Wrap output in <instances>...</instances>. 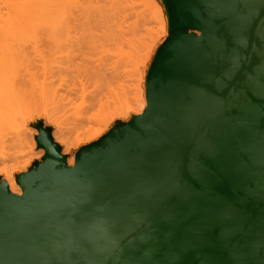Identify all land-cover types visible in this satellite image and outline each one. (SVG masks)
I'll return each mask as SVG.
<instances>
[{
    "label": "water",
    "instance_id": "water-1",
    "mask_svg": "<svg viewBox=\"0 0 264 264\" xmlns=\"http://www.w3.org/2000/svg\"><path fill=\"white\" fill-rule=\"evenodd\" d=\"M165 1L145 112L72 167L39 125L22 195L0 181V264H264V96L247 88L264 0Z\"/></svg>",
    "mask_w": 264,
    "mask_h": 264
},
{
    "label": "rangeland",
    "instance_id": "rangeland-1",
    "mask_svg": "<svg viewBox=\"0 0 264 264\" xmlns=\"http://www.w3.org/2000/svg\"><path fill=\"white\" fill-rule=\"evenodd\" d=\"M0 1H2V0H0ZM5 1H7V0H5ZM29 1H31V0H29ZM29 1H26V0L22 1L21 0L20 3L18 2L19 4L22 3L21 7H19L20 5L19 6L17 4L16 5L18 6V8H22V6H24L23 9L28 10V8H30V7H28V5H26V4H24V2L31 4V2H29ZM40 1H42L43 3L45 2L44 5H46V7H44V9L48 10L49 12L48 11H46V12H48L50 14V16H52V17L48 16L49 15L48 13L45 14L44 13L45 11L40 12V10L38 13H41V14L39 15L37 13V15H39L40 17L42 16L44 19H46L45 22L49 21L48 22L49 24L46 23L47 26L46 27L43 26L45 29L43 28L41 30V27H38L35 23L36 27H38L40 29V31L34 30L35 32L37 31L38 32L37 34L39 35L38 37L36 36L38 38V39L36 38L37 40H35V38L33 37L34 35L31 36L32 37V39H31L30 32L26 31L28 28L26 30L24 29L25 34H28V35L25 36L23 31L22 32L24 35H22V32H21V35H22V37L24 36V38L26 39V42L21 41V40H24L23 38L22 39L20 38L21 40L17 39L21 35L14 38L15 40L17 39V41H16L17 43L19 42L17 45H20V48H18L19 46H17V51L19 49L21 51L19 50V52L17 53L16 44H15L16 42H15V40H13L12 45L15 44V46H13V47H12V45L9 46L10 51L13 54L12 61H9V62L5 61L6 66H7L6 71L8 70V75L10 76V78L0 79V93H5L7 91H14V92L21 94V96H23V97L29 98V100L28 99L27 100L31 101L30 102L31 106H30V108H29V105L26 104V106H28V109H31V111H32V113L29 116H27V115L24 117L17 116V118H15V120H14V123L16 124V126H19V128L22 131H25V133L28 135V142L27 143L24 142V143L20 144V143L13 141L12 130H10L7 127L6 128L3 127L2 137L0 139V181L1 182L5 181L6 183H8L7 181L10 180L11 177L14 178L15 181H17V178L20 174H22L24 171H28L32 168H35V166L43 160V158L45 157L46 151L44 149L38 147L37 140H36L37 137L39 136V131H38L39 125H42L45 130H48L51 132V136H52L53 141L61 148L62 155L66 156L67 160H68V158L69 159L75 158L77 153L82 148L98 142L100 139H102L104 136H106L117 125L128 123L130 121V119L132 120L136 116L135 113H132L133 107H131L130 109H126L125 104H123L124 102L123 103L120 102L118 104L117 102H119L120 100L119 99H118L119 101L114 100V97H115V99L121 97V101H122V99H123L122 96L126 97L124 95L125 93H122L124 89H126L125 92L128 95V97H126V98L129 99L132 97L131 96L132 95L131 90L133 91V88L139 83L140 77L145 75L147 78L148 72H149V70H150V68H151V66L155 60V57H156L159 49L161 48V46L163 44H165V42L168 40V38L170 36V17H171V14H170L169 8H168L165 0H131V1L126 0L130 3L129 5L133 4L132 1L136 2L137 5L134 4L133 7L137 8V9H132V8H130V6L128 7L126 5L127 2L125 0H123V2L120 0L121 5L122 6L125 5L124 7L121 6V8L123 10L118 9V10H120V12H122L124 10L127 11L129 8H130V11L128 10L127 13L128 14L131 13V9H132V15H135V13H134L135 11H133V10H137V12L140 11L139 13H141V14H142V12L144 13V11H145L146 13H144V14H146L147 18L149 15L148 20L150 19L148 21L146 17H144V18L139 17L140 14L138 15V17H136V15H135L134 18H138L136 20H139L136 22V24L138 23V25L135 27L138 30H140L141 28L142 29L139 32V31H136V28L133 27L135 29L134 32L128 31V32L133 33V34H130L132 36L135 35L136 37H138V35H139V37L140 36L143 37V39L145 40L143 42H145V44L141 43V46H143V45L146 46V42L148 44H151L148 57L144 60L142 66L138 68V70L136 71V74L134 75L132 72H131L132 73L131 74L130 71H128V70L133 71L132 63H128L126 61L127 57H124V58L122 57L124 52H126V53L129 52L130 48L128 45H124V48L122 47L123 44L121 45L122 51H124L125 48L127 51L125 50L122 53V55H120L122 57L121 58L122 60L117 59L119 61L116 64L114 63L115 67H113V65H112L113 62H115V61L117 62V60H115V59L118 56H116V55L118 53L119 54L121 53L120 51L119 52L116 51L117 48L119 47V45L121 44V41L119 42L117 40L119 42V45L115 50H113L114 48L110 47V46L114 45V44L113 45L111 44L113 41L110 42L111 40L110 41L107 40L108 43H107V41L105 43L109 44V42H110V45L106 46L107 50H104L103 47H102L103 49H100V52H102L101 55H100L98 50H97V52H96V50H94V52H96L97 54L94 53L93 50H91L92 47H90V49L85 48V50L86 49H89V51L91 50V54L89 53V51H87L89 53L88 54L89 57H86L87 53L84 50V48L83 49H80V48L76 49L77 48L75 46L76 40H74V39L78 38L79 34H77V35L75 34L76 29L74 26L75 25L74 22H75V18H77L81 14L80 13L81 11L78 10V9H80V7L78 8L77 6H79L80 4H83V2H82L83 0H81L82 3L79 2L80 0H40ZM84 1H86L85 6H87V4L89 3V0L88 1L84 0ZM91 1H93V0H91ZM96 1H98V0H95V3H96ZM105 1H107L108 4H110L109 6H107L108 4H104L109 8H111L113 2H114V4H118L116 6L120 5L119 4L120 2H118V0H116V2H115V0H109V1L105 0ZM105 1H102L100 3V5ZM32 2H33V0H32ZM78 2L80 4H77ZM107 2H105V3H107ZM131 2H132V4H131ZM14 3H16V1ZM123 3H124V5H123ZM0 4L2 5V3H0ZM89 4H91V6L88 5V8L87 9L85 8L87 11H88V9L90 11V9L92 8L93 5H96L97 7L99 6V3H98V5L92 4L91 2ZM3 5L0 6V11L4 10L6 12L7 9L6 8L4 9V7H6V4L4 5V7H3ZM8 6H9V4H8ZM35 6H38V3ZM126 6L128 8L124 9ZM39 7L38 8L36 7V8L39 9ZM102 7H105V6L102 5ZM107 7H105V8H107ZM141 8L144 11H141L142 10ZM18 10H20V9H18ZM80 10H82V8ZM11 11H13V10H11ZM78 11H79V13H78ZM16 12H18V11H16ZM24 12H25V10H24ZM36 12L37 11H35V15H36ZM0 13L3 14V11H1ZM6 13H8V12H6ZM25 13H23V14H25ZM29 14H31V13H29ZM82 14H83V12H82ZM144 14H142V15H144ZM35 15L33 16L34 19H35V17H37ZM83 15H85V14H83ZM132 15L131 16L128 15L130 18L128 17L126 27H128L129 24L131 26V23H129V21L130 22L135 21L134 18L132 17ZM19 17L21 18V16H19ZM56 17H58V18H56ZM145 18L147 20V21L145 20L146 22L144 21ZM22 19H24V18H21V20ZM129 19H131V20H129ZM52 20L57 21V22L55 24H53V22L51 23ZM62 20L63 21L66 20L67 22L65 23V21L63 22ZM81 20L83 21L84 19H81ZM18 21H19V19H18ZM35 22H37V21H35ZM42 22H44V21H42ZM58 22H59V24H58ZM147 22L149 23V25ZM22 23H20V24H22ZM64 23H65V27H62L61 28L62 30H60L59 26L60 25L63 26ZM20 24H18V25H20ZM29 24H31V23H29ZM51 24H53V25L50 28ZM48 25H49V27H48ZM23 27H25V26H23ZM56 27H58V28H56ZM139 27H140V29H139ZM83 28H80V29L78 28V31L81 29H83L81 31H84V30L86 31L87 29H90L89 27L87 29H85V26H83ZM150 28L154 29L153 30L154 36L151 34V35H148L149 36L148 37V36H146L147 34H145V33H147L145 30L146 29L150 30ZM29 29H30V27H29ZM50 29H51V31H50ZM54 29H56V30H54ZM92 29H93V27H92ZM134 29L130 28V30H134ZM32 30L33 29H31L30 31H32ZM52 30H54V31H52ZM63 30L65 33L62 32ZM93 30H96L95 27ZM87 31L90 32L89 30H87ZM16 32H17V30H16ZM39 32H41V34ZM51 32L54 34H51ZM91 32H92V30H91ZM19 33L20 32H18V34ZM66 33L67 34L69 33L68 34L69 36ZM83 33L81 32L80 34H83ZM55 34H57V37ZM59 34H60V36H59ZM61 34H63V36ZM74 34H75L76 38H74ZM44 35H46V36H44ZM27 36H29L30 38L29 37L27 38ZM54 36H55V38H54ZM81 36L82 35H80V37ZM132 36H129V38L130 39L132 38L131 40L134 41ZM150 36H152V37H150ZM44 38L48 39L49 42L46 41ZM147 38H149L150 41H152L151 38H153V41L151 43H149L148 41H146ZM28 39H31V41L27 42ZM33 39H34L33 43H35V44L31 43L33 41ZM42 39H43V41H42ZM110 39H112V38H110ZM139 39H142V38H139ZM53 40H55L56 42L59 41V43H56ZM117 41L115 43H118ZM10 42L12 43V41H10ZM50 42H52V43L50 44ZM60 42H61V44H60ZM140 42L138 41V43H140ZM21 43L23 46L21 45ZM123 43L127 44V42H123ZM134 43H135V48L138 47V43H137L136 39H135V42H133V45H134ZM57 44H58V46H57ZM101 44H102V46H105V45H103L102 42H101ZM0 45H1L0 47H3L2 44H0ZM95 45H97V44H95ZM125 46H127V47H125ZM9 47L7 46L6 48H9ZM11 47H12V49L15 48V50H12ZM25 47L26 48L31 47V48L27 49V51H26ZM93 47H94V45H93ZM97 47H98V45H97ZM99 47H100V45H99ZM113 47H116V46L114 45ZM139 48L140 47H138V49ZM141 48H143V47H141ZM144 48H143V50H144ZM119 49L120 48H118V50ZM80 50H82V52L85 53L84 56H81L83 54H82V52L80 53ZM76 51L77 52L79 51V52L77 53ZM103 51H106V52L103 53ZM111 51H112V53H111ZM115 51H116V54H115ZM14 52L17 53L18 55L15 54ZM93 53L95 55L101 56L100 58H102V57H104V58L100 59L99 62L97 60V62H98L97 63L95 60L96 56H94ZM141 53L145 54L144 51ZM103 54H109L110 57L108 55L103 56ZM111 54H114V56H112ZM129 56L134 57V55L131 53ZM81 57H84V58H81ZM97 58L99 59V57H97ZM82 59L83 60L85 59V61H83ZM112 59H114L115 61ZM123 59H125V60L123 61ZM128 59H129V57H128ZM88 60H92L93 62L95 61L96 63L95 62L90 63L91 61H88ZM102 61H103V63H102ZM13 62H14V64H13ZM125 62L128 64L125 65ZM7 63L8 64L10 63L11 66H9ZM94 64L96 66H94ZM91 65L93 66V68L94 67L95 68L93 69ZM99 65H100V67H99ZM103 65L105 66V68ZM128 66H129V68H128ZM111 67H112V69H111ZM100 68H101V71H100ZM114 68H116L117 70ZM124 69H126L130 73V75H128V72L126 73V71ZM97 71L98 72L100 71V73H102L104 71L106 73L103 74L104 73L103 72L101 75H104V76L102 77L100 75V73L98 74ZM110 72H113V74ZM96 73L98 74L97 77L95 75ZM120 73H121V75H123L125 73L126 75L125 74H124L125 76L123 75L125 78L122 76L123 79L122 78L119 79V77L117 79L116 77H117V75L120 76ZM107 74L109 76L108 77L109 79L107 77H106V79H108V80L103 79V78H105V76H107ZM109 74L112 76L117 74L115 77L117 80L113 78L114 76L110 77ZM132 75H134V76H132ZM100 77L102 80L100 79ZM126 77H128V79ZM111 78H112V80L114 79V81H112V80L110 81ZM109 82H110V84H109ZM114 82H116V83H114ZM119 83H123L122 86L125 85V86H123V88L125 87L123 90L121 89L122 87L121 88L118 87L119 85H121ZM105 84H106V86H105ZM145 86L146 85L144 82L143 83V89H145ZM111 88L112 89L114 88L113 92L111 94L112 96L110 95V93L112 91ZM43 91H45L47 93L46 98H45L44 94H43L44 96L42 95ZM106 91H110V92H106ZM107 93H109V94H107ZM102 94H104V96ZM115 94L118 95V97H116ZM129 96H131V97H129ZM95 97H96V100L94 99ZM105 97H109V98H105ZM40 98H42V99L45 98L46 103H43V101ZM101 99H103V100L101 101ZM99 100H100V102H99ZM28 101H26V103H28ZM47 101H48V103H50L51 101H54V102H51L50 106H48ZM45 104H47V105H45ZM42 105L44 106V108ZM81 117H84V118L88 117L89 121L85 122L79 129L76 128L77 129V130L75 129L76 131L73 130L74 127L77 126V125H75V123H77V121ZM33 136L35 138V141H33ZM17 164H19V166H24L26 164H28V165H27V168L25 170H20V171L15 170L12 172V168L14 166H16ZM10 174H11V176H10Z\"/></svg>",
    "mask_w": 264,
    "mask_h": 264
},
{
    "label": "bare ground",
    "instance_id": "bare-ground-1",
    "mask_svg": "<svg viewBox=\"0 0 264 264\" xmlns=\"http://www.w3.org/2000/svg\"><path fill=\"white\" fill-rule=\"evenodd\" d=\"M3 1V2H2ZM2 1H0V3H2V5L4 4H6V7H4V5H3V7H4V9L6 8L7 10H6V12H8V13H6L4 10H1V11H3V14L2 13H0V44H2V46L3 47H0V79H7V78H10V76L8 75V70L6 71V63H5V61H7V62H9V61H12V58H13V54H12V52L10 51V45H12L13 44V40H15L14 38L15 37H18V36H20L21 35V32L23 31L24 32V34H25V30L26 31H28V32H30V37L32 36V35H34L33 37L35 38V40H37L38 38V32L36 31H34V30H39L40 31V29L38 28V27H41V30L44 28L43 26H47V24H49L48 22H45L46 21V19H44L42 16V18L39 16L41 13H38L39 12V10H40V12L42 11V12H44L45 14H47L49 11L48 10H45L44 9V7H46V5H44L45 4V2L43 3L42 1H40V0H33V2H32V0L31 1H29V0H26V1H29V2H31V4H29V3H25L24 2V4H26V5H28V7H30V8H28V10H26V9H23V7L24 6H22V8H18V6L19 7H21V5H22V3L21 4H19L20 2H21V0H15L16 1V3H14L12 0H7V1H5V0H2ZM22 1H24V0H22ZM88 1V0H87ZM99 1V0H98ZM96 1V3H95V0H93V1H91V0H89V3L91 2L92 4H97L98 5V3H99V6L97 7L96 5H93L92 6V8L90 9V11H89V9H88V11L86 10L87 8H88V5H90L91 6V4H87V6H85L86 5V1H82L83 2V4H80V3H82L81 2V0L77 3V4H80L79 6H77L78 8L80 7V9L82 8V10H80V9H78L79 11H81L80 13V15L77 17V18H75V34L77 35V34H79V37L78 38H76V36H75V34H74V38H76V39H74V40H76L75 41V46L77 47L76 49H78V48H80V49H83L84 48V50H85V48H89L90 49V47H92L91 48V50H93V52H94V50H96V52H97V50L99 51V53H100V55H101V53L102 52H100V49H103L104 48V50H107V47L106 46H108V45H110V42H112L111 44L113 45H115L116 47H113V46H110V47H112V48H114L113 50H115L117 47H118V45H119V42L121 41V44L119 45V47L118 48H120L119 50H118V48H117V52H121L119 55L117 54L116 56H118L115 60H117V59H121L122 57L124 58V57H127L126 58V61L128 62V63H132V66H133V71H131V70H128V71H130V73L132 72L134 75L136 74V71L138 70V68L139 67H141L142 66V64H143V62H144V60L148 57V55H149V49H150V45L151 44H148L147 42H146V46H141V43H144L145 44V42H143V41H145L144 39H143V37L142 36H140L139 37V35H138V37H136L135 35H130V34H133V33H131L132 31L134 32L135 31V29L134 28H136L135 26H137L138 25V23L136 24V22L137 21H139V20H136V19H138V18H134V16L136 15V17H138V15H139V17H146V14H144V13H146L142 8V10L141 11H144V13L142 12V14H144V15H142L141 13H139V12H137V10H133V11H135L134 13H135V15H132V9H137V8H135V7H133L134 6V4H136V2H134V1H132L133 2V4H132V2H131V4L132 5H129L130 3L128 2V1H126L127 2V6L129 7L130 6V8H132L131 9V13H127V11L129 10L130 11V8L126 11V10H124V11H122V12H120V10L122 9L121 8V1L123 2V0H118V2H120L119 4V6H116V5H118V4H114V2H113V4H112V6H111V8H109V7H107V6H109L110 4H108V2L107 1H105V0H102V1H105V2H107V3H105V2H103L101 5H100V3L102 2L101 0V2L99 1ZM109 1V0H108ZM131 1V0H130ZM5 2V3H4ZM10 2V3H9ZM19 2V3H18ZM36 2V3H35ZM85 2V3H84ZM98 2V3H97ZM115 2H116V0H115ZM125 2V3H126ZM12 3V4H11ZM38 3V6H35L36 4ZM42 5H41V4ZM110 3V2H109ZM139 3V2H138ZM141 3V2H140ZM143 3V2H142ZM8 4H9V6H8ZM14 4V5H13ZM18 6H17V5ZM33 4V5H32ZM104 4H108L107 6L106 5H104ZM1 4H0V6H2ZM30 5V6H29ZM82 5V6H81ZM102 5L103 6H105V7H107V8H105V7H102ZM123 5H124V3H123ZM137 5V4H136ZM8 6V7H7ZM40 6V7H39ZM96 6V7H95ZM125 6V5H124ZM124 6H122V7H124ZM125 7L124 9H127L128 7ZM141 6V5H140ZM139 6V7H140ZM12 7V8H11ZM14 7V8H13ZM39 7V9H37V8ZM138 7V8H139ZM145 7V6H144ZM20 9V10H18V9ZM37 10H36V9ZM84 8V9H83ZM86 8V9H85ZM90 8V7H89ZM118 9H120V10H118ZM145 9V8H144ZM11 10H13V11H11ZM22 10V11H21ZM24 10H25V12H24ZM32 10V11H31ZM123 10V9H122ZM0 11V12H1ZM16 11H18V12H16ZM31 11V12H30ZM35 11H37L36 12V15H35ZM46 11H48V12H46ZM79 11H78V13H79ZM126 11V12H125ZM25 13V14H23V13ZM33 12V13H32ZM82 12H83V14H85V15H83L82 14ZM86 12V13H85ZM88 12V13H87ZM5 13V14H4ZM21 13V14H20ZM29 13H31V14H29ZM37 13L39 14V15H37ZM133 13V14H134ZM137 13V14H136ZM14 14V15H13ZM20 14V15H19ZM29 16H28V15ZM33 14V15H32ZM49 14V13H48ZM129 16H131L132 15V17L134 18V22H130L129 21V23H131V26H130V24L128 25V27H126L127 25V21H128V15ZM32 15V16H31ZM37 16V17H35V19H34V17L33 16ZM17 16V17H16ZM19 16H21V18H24V19H22L21 20V18L19 17ZM25 16V17H24ZM48 16H50V14L48 15ZM27 17V18H26ZM50 17H52V16H50ZM55 18V17H54ZM56 18H58V17H56ZM61 18V17H60ZM130 18V17H129ZM147 18V17H146ZM146 18L144 19V21L146 20ZM148 18H149V15H148ZM148 18H147V20H148ZM18 19H19V21H18ZM31 19V20H30ZM44 19V20H43ZM81 19H86L85 21L83 20H81ZM14 20V21H13ZM34 20V21H33ZM57 20V19H56ZM129 20H131V19H129ZM146 20V21H147ZM150 20V19H149ZM148 20V21H149ZM152 20V19H151ZM17 21V22H16ZM26 23H24V22ZM31 21V22H30ZM35 21H37V22H35ZM42 21H44V22H42ZM63 21V20H62ZM65 21V23L67 22L66 20H64ZM63 21V22H64ZM82 21V22H81ZM143 21V20H142ZM145 21V22H146ZM19 22V23H18ZM25 24H23V23ZM42 22V23H41ZM53 22V24H55L57 21H51V23ZM151 22V21H150ZM155 22V21H154ZM153 22V23H154ZM20 23H22V24H20ZM29 23H31V24H29ZM35 23H36V25L38 26V27H36V25H35ZM39 23V24H38ZM47 23V24H46ZM65 23H64V25L63 26H59L60 27V30H62L61 28L62 27H65ZM133 23V24H132ZM143 23V22H142ZM148 23V22H147ZM146 23V24H147ZM152 23V22H151ZM18 24H20V25H18ZM53 24H51L50 25V28H51V26L53 25ZM58 24H59V22H58ZM17 25V26H16ZM42 25V26H41ZM134 25V26H133ZM142 25V24H141ZM145 25V24H144ZM148 25H149V23H148ZM21 26V27H20ZM23 26H25V27H23ZM55 26V25H54ZM53 26V27H54ZM83 26H85V29H87L88 27L90 28V29H87V30H89L90 32H88L87 30V32L84 30V31H81V30H83L84 28H83ZM130 26V27H129ZM16 27V28H15ZM23 27V28H22ZM29 27H30V29H29ZM48 27H49V25H48ZM92 27H93V29H94V27H95V29L97 30H93L92 29ZM134 27V28H133ZM36 28V29H35ZM56 28H58V27H56ZM78 28L80 29V28H83V29H81V30H79L78 31ZM130 28L131 29H134V30H130ZM25 29V30H24ZM31 29H33L32 31H30ZM45 29V28H44ZM47 29V28H46ZM65 29V28H64ZM128 29V30H127ZM139 29H140V27H139ZM142 29V28H141ZM140 29V30H141ZM16 30H17V32H16ZM49 30V29H48ZM54 30H56V29H54ZM54 30H52V31H54ZM59 30V29H58ZM59 30V31H60ZM91 30H92V32H91ZM140 30H138L137 28H136V31H139L140 32ZM153 30L154 29H152V28H150V30L149 29H146L145 31L147 32V33H145V34H147L146 36H148V35H153L154 36V32H153ZM50 31H51V29H50ZM49 31V32H50ZM96 33H95V32ZM99 31V32H98ZM128 31H131V32H128ZM18 32H20L19 34H18ZM23 32H22V35H24L23 34ZM32 32V33H31ZM34 32V33H33ZM46 32V31H45ZM44 32V33H45ZM62 32H64V30L62 31ZM61 32V33H62ZM77 32V33H76ZM79 32V33H78ZM83 33V34H80V33ZM94 32V33H93ZM40 34H41V32H39ZM59 33V32H58ZM65 33V32H64ZM88 33V34H87ZM198 33V32H197ZM36 34V35H35ZM49 34V33H48ZM51 34H54V33H52L51 32ZM67 34V33H66ZM69 34V33H68ZM67 34V35H68ZM97 34V35H96ZM22 35L19 37V38H17V39H24V40H21L22 42L23 41H25L26 42V39L24 38V36L22 37ZM26 35H28V34H25V36ZM56 35V37H57V34H55ZM62 36H63V34H61ZM80 35H82L81 37H80ZM37 36V37H36ZM44 36H46V35H44ZM59 36H60V34H59ZM69 36V35H68ZM125 36V37H124ZM129 36H132L133 37V40L134 41H132L130 38H129ZM29 36H27V38H28ZM29 37V38H30ZM49 37V36H48ZM51 37V36H50ZM149 37V36H148ZM150 37H152V36H150ZM37 38V39H36ZM47 38V37H46ZM46 38H44L46 41H48V39H46ZM53 38V37H52ZM51 38V39H52ZM54 38H55V36H54ZM110 38H112V39H110ZM124 38V39H123ZM139 38H142V39H139ZM17 39L15 40V42L17 41ZM31 39H32V37H31ZM31 39H28V41L27 42H30L31 41ZM40 39V38H39ZM102 41H101V40ZM105 39V40H104ZM135 39H136V41H137V43H138V41L140 42V43H138V47H140L139 49H138V47H136L135 48V43H134V45H133V42H135ZM139 39V40H138ZM9 40V41H8ZM44 40V41H45ZM103 43V45H105V46H102V44H101V42ZM104 40V41H103ZM110 41L109 42V44H107L108 43V41ZM119 42H118V41ZM123 40V41H122ZM151 40L153 41V38H151ZM10 41H12V43L10 42ZM20 41V42H21ZM42 41H43V39H42ZM53 41H55V40H53ZM58 41V40H57ZM61 41V40H60ZM100 43H99V42ZM107 41V43H105ZM118 42V43H115V42ZM146 41H148L149 43H151L152 41H150V39L149 38H147L146 39ZM9 42V43H8ZM34 42V39H33V41L31 42V43H33ZM49 42V41H48ZM56 42V41H55ZM62 42V41H61ZM61 42H60V44H61ZM98 42V43H97ZM123 42H127V44H125V43H123ZM6 43V44H5ZM19 43V42H18ZM17 42L15 43L16 44V51H17V46H19L18 48H20V45H17L18 44ZM52 42H50V44H51ZM54 43V42H53ZM56 43H59V41L58 42H56ZM63 43V42H62ZM77 43V44H76ZM5 44V45H4ZM15 44L14 45H12V47L13 46H15ZM24 44V43H23ZM28 44V43H27ZM26 44V45H27ZM33 44H35V43H33ZM95 44H97L98 45V47H97V45H95ZM107 44V45H106ZM123 44V48H124V45H128L129 46V52H124L125 50H126V48L124 49V51H122V47H121V45ZM140 44V45H139ZM21 45H22V43H21ZM93 45H94V47H93ZM99 45H100V47H99ZM1 46V45H0ZM8 46L9 48H6V47ZM23 46V45H22ZM21 46V47H22ZM25 46V45H24ZM31 46V45H30ZM57 46H58V44H57ZM137 46V45H136ZM12 47H11V49H12ZM32 47V46H31ZM31 47H29V48H26L25 47V49H26V51H27V49H30ZM103 47V48H102ZM125 47H127V46H125ZM141 47H145L144 48V50H143V48H141ZM99 48V49H98ZM24 49V48H23ZM34 49V48H33ZM89 49H86L85 51H86V53H87V56L86 57H89V53L91 54V50L89 51ZM12 50H15V48L14 49H12ZM20 50V49H19ZM19 50L17 51V53L19 52ZM111 50V49H110ZM141 50V51H140ZM145 52V54L143 53H141V52H143V51ZM21 51V50H20ZM84 51V52H85ZM87 51H89V53L87 52ZM109 51V50H108ZM116 51H115V54H116ZM127 51V50H126ZM25 52V51H24ZM77 52V51H76ZM79 52V51H78ZM77 52V53H78ZM82 52V50H80V53ZM96 52H94V53H96ZM104 52H106V51H103V53ZM110 52V51H109ZM108 52V53H109ZM124 52V53H123ZM15 53V52H14ZM17 53H15V54H17ZM22 53V52H21ZM26 53V52H25ZM79 53V54H80ZM93 53V54H94ZM111 53H112V51H111ZM114 53V52H113ZM122 53H123V55H122ZM130 53L131 54H133L134 55V57H131V56H129L130 55ZM82 54L83 55H81V56H84V54L85 53H83L82 52ZM97 54V53H96ZM127 54V55H126ZM18 55V54H17ZM16 55V56H17ZM22 55V54H21ZM105 55H108L109 57H110V55L109 54H103V56H105ZM112 56H114V54H111ZM120 55H122V57L120 56ZM94 56H96V62H97V60H98V62L100 61V59H102V58H104V57H102V58H100L101 56H98V55H95L94 54ZM97 57H99V59L97 58ZM128 57H129V59H128ZM81 58H84V57H81ZM80 58V59H81ZM108 58V57H107ZM9 59V60H8ZM15 59V58H14ZM23 59V58H22ZM21 59V60H22ZM89 59V58H88ZM110 59V58H109ZM129 61H128V60ZM83 60V59H82ZM87 60V59H86ZM107 60V59H106ZM112 60H114V59H112ZM111 60V61H112ZM114 60V61H115ZM119 60H117V62L115 61V62H113V67H115L114 66V63L116 64V63H118V61ZM122 60V59H121ZM125 59H123V61H124ZM83 61H85V59L83 60ZM82 61V62H83ZM88 61H91L90 63H94L92 60H88ZM19 62V61H18ZM95 62V63H96ZM97 62V63H98ZM105 62V61H104ZM108 62V61H107ZM17 63V62H16ZM15 63V64H16ZM84 63V62H83ZM88 63V62H87ZM101 63V62H100ZM99 63V64H100ZM102 63H103V61H102ZM128 63H126L125 62V65L126 64H128ZM8 64V63H7ZM13 64H14V62H13ZM85 64V63H84ZM9 66H11V64L9 63L8 64ZM89 65V64H88ZM93 65V64H92ZM91 65V66H92ZM102 65V64H101ZM111 65V64H110ZM118 65V64H117ZM122 65V64H121ZM94 66H96L95 64H94ZM98 66V65H97ZM104 66V65H103ZM119 66V65H118ZM99 67H100V65H99ZM122 67V66H121ZM127 67V66H126ZM92 68H93V66H92ZM95 68V67H94ZM93 68V69H94ZM104 68H105V66H104ZM117 68V67H116ZM116 68H114V69H116ZM119 68V67H118ZM128 68H129V66H128ZM111 69H112V67H111ZM96 70V69H95ZM103 70V69H102ZM117 70V69H116ZM125 71H126V73L128 72L126 69H124ZM12 71V70H11ZM10 71V72H11ZM100 71H101V68H100ZM100 71L98 72V74L100 73ZM119 71V70H118ZM93 72V71H92ZM104 72V71H103ZM102 72V73H103ZM109 72V71H108ZM114 72V71H113ZM113 72H110V73H112L113 74ZM117 72V71H116ZM102 73H100V75L102 74ZM106 72H104L103 74H105ZM122 73V72H121ZM121 73H120V76H118L117 74V77H116V75H110V77L112 76L114 79H118V77H119V79L120 78H122V76L125 74H123V75H121ZM130 73L128 72V75H130ZM131 73V74H132ZM97 73L95 74L96 75V77H97V75H98ZM126 75V74H125ZM124 75V76H125ZM134 75H132V76H134ZM102 77L104 76V75H101ZM123 76V77H124ZM131 76V77H132ZM106 77L108 78L109 76H108V74H107V76H105V78H103V79H106ZM116 77V78H115ZM125 78V77H124ZM127 79H128V77H126ZM130 78V77H129ZM100 79H101V77H100ZM109 79V78H108ZM108 79H106V80H108ZM114 79L112 80V78L110 79V81L112 80V81H114ZM116 79V80H117ZM123 79V78H122ZM102 80V79H101ZM115 80V81H116ZM131 80V79H130ZM6 81V80H5ZM128 82V81H127ZM145 82V85H146V82H147V78H146V76L144 75V76H142V77H140V79H139V83L133 88V91L131 90V93H132V97L131 96H129V97H131V98H126V97H128V95H127V93L125 92L126 91V89H124L123 88V86H125V85H123L122 86V84L123 83H119V84H121V85H119L118 87H122L121 89L123 90V92L122 93H125L124 95L126 96V97H124V96H122V101H121V97L120 98H117V99H115V97H114V100H118L119 102H117L118 104L120 103V102H124L123 104H125V108L126 109H130L131 107H133L132 108V113H135V115L136 116H139V115H142L144 112H145V110L147 109V106H148V99H147V85L145 86V89H143V83ZM108 83V82H107ZM114 83H116V82H114ZM109 84H110V82H109ZM113 85V84H112ZM105 86H106V84H105ZM109 86V85H108ZM112 89V88H111ZM114 89V88H113ZM113 89H112V91H111V93H110V95L112 94V92H113ZM128 89V88H127ZM120 90V89H119ZM129 90V89H128ZM121 91V90H120ZM130 91V90H129ZM128 91V92H129ZM106 92H110V91H106ZM105 93V92H104ZM45 95V98H46V95H47V93L45 92V91H43L42 92V95ZM107 94H109V93H107ZM43 95V96H44ZM101 95V94H100ZM103 96H104V94H102ZM116 95V94H115ZM121 95V94H120ZM112 96V95H111ZM116 97H118V95H116ZM45 98H40L42 101H43V103H46V99ZM105 98H109V97H105ZM113 98V97H112ZM126 98V99H125ZM29 100V98H27V97H23V96H21V94H19V93H17V92H14V91H7V92H5V93H0V139H1V137H2V130H3V127H7V128H9L10 130H12V135H13V141H15V142H17V143H20V144H22V143H24V142H28V135L25 133V131H22L20 128H19V126H16V124L14 123V120H15V118H17V116H21V117H24V116H29L31 113H32V111H31V109H28V106H26V104L27 105H29V108H30V102L31 101H28ZM95 100H96V97L94 98ZM104 99V98H103ZM103 99H101V101L103 100ZM125 99V100H124ZM128 99V100H127ZM40 100V101H41ZM26 101H28V103H26ZM45 101V102H44ZM49 101V100H48ZM48 101H47V104H48V106H50V103L51 102H54V101H51L50 103H48ZM99 102H100V100H99ZM35 103V102H34ZM33 104V103H32ZM36 104V103H35ZM47 104H45V105H47ZM44 105V104H43ZM42 105V106H43ZM116 105V104H115ZM122 105V104H121ZM33 107V106H32ZM43 108H44V106H43ZM46 109V108H45ZM44 109V110H45ZM120 109V108H119ZM48 110V109H47ZM46 110V111H47ZM88 117H81L78 121H77V123H75V125H79L78 127L77 126H75L74 127V129L73 130H75L76 128H80L85 122H87V121H89V118L87 119ZM130 121H131V119H130ZM77 130V129H76ZM75 130V131H76ZM33 141H35V138H34V136H33ZM88 144V143H87ZM36 145V144H35ZM86 145V144H85ZM70 163V164H69ZM75 163H76V161H75V158H68V160H67V164L69 165V166H74L75 165ZM27 165L28 164H26V165H24V166H19V164H17L16 166H14L13 168H12V172L13 171H15V170H25L26 168H27ZM31 165V164H30ZM11 172V173H12ZM23 172V171H22ZM24 172H27V171H24ZM23 172V173H24ZM10 176H11V174H10ZM8 183V188H9V190L12 192V193H14V194H17V195H22V193H23V190H22V188H21V186L17 183V181H15L14 180V178H12L11 177V179L10 180H8L7 181Z\"/></svg>",
    "mask_w": 264,
    "mask_h": 264
},
{
    "label": "snow or ice",
    "instance_id": "snow-or-ice-1",
    "mask_svg": "<svg viewBox=\"0 0 264 264\" xmlns=\"http://www.w3.org/2000/svg\"><path fill=\"white\" fill-rule=\"evenodd\" d=\"M238 58L233 56L231 58L230 63L234 67L237 63ZM231 72L230 70H225L223 75L221 76L220 80L218 81V84L220 86H223L228 79L230 78ZM247 88L250 93L257 96H264V72L260 73H253L252 76L248 80ZM225 229H226V238H227V230L228 225L225 223Z\"/></svg>",
    "mask_w": 264,
    "mask_h": 264
}]
</instances>
